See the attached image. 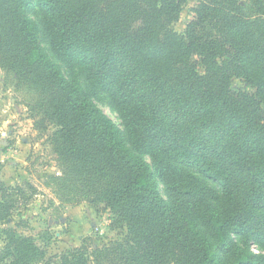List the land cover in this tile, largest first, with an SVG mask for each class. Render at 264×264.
Masks as SVG:
<instances>
[{
  "label": "trees",
  "instance_id": "1",
  "mask_svg": "<svg viewBox=\"0 0 264 264\" xmlns=\"http://www.w3.org/2000/svg\"><path fill=\"white\" fill-rule=\"evenodd\" d=\"M184 1L0 0V61L37 88L65 177L127 223L123 264H264V0H202L180 33ZM13 209L1 258L41 264ZM96 261L84 243L51 264Z\"/></svg>",
  "mask_w": 264,
  "mask_h": 264
},
{
  "label": "rangeland",
  "instance_id": "2",
  "mask_svg": "<svg viewBox=\"0 0 264 264\" xmlns=\"http://www.w3.org/2000/svg\"><path fill=\"white\" fill-rule=\"evenodd\" d=\"M200 1H184L174 24L178 32L185 31ZM240 2L243 4L245 0ZM41 43L57 61L44 37ZM59 64L71 78L65 64ZM231 87L236 91H253L236 76L231 79ZM39 98L36 87L19 82L15 72L0 61V201L6 200L14 206L7 225L24 236L33 237L44 252L41 264H51L65 251L84 243L91 255L96 256L97 264L126 263L116 242L128 241L127 223L118 212L102 202H94L93 196L79 192L76 183L65 177L66 165L52 142L57 125L36 107ZM93 100L122 128L121 119L106 93H100ZM3 183L9 188L22 187L23 192H8L9 196L4 198ZM159 187L166 196L164 185L160 183ZM3 247L0 241V264H17L12 257L1 258ZM251 248L259 251L255 242ZM97 249L102 252L95 253Z\"/></svg>",
  "mask_w": 264,
  "mask_h": 264
}]
</instances>
